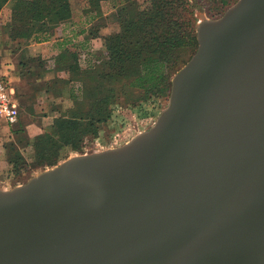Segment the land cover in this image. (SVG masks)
<instances>
[{"label":"water","instance_id":"1","mask_svg":"<svg viewBox=\"0 0 264 264\" xmlns=\"http://www.w3.org/2000/svg\"><path fill=\"white\" fill-rule=\"evenodd\" d=\"M197 40L151 128L0 189V264H264V0Z\"/></svg>","mask_w":264,"mask_h":264},{"label":"trees","instance_id":"2","mask_svg":"<svg viewBox=\"0 0 264 264\" xmlns=\"http://www.w3.org/2000/svg\"><path fill=\"white\" fill-rule=\"evenodd\" d=\"M9 1L0 0V12ZM77 1L93 20L101 15V5L107 0ZM71 2L15 0V26L59 25L71 19ZM191 2L149 0L142 6L137 0H126L120 6V32L106 37L105 53L87 61L84 67L80 55L76 56L71 66V82L76 88L66 83L57 91H46L54 97L50 107L53 120L30 143L35 168L57 164V156L48 157L49 153L56 155L74 146L83 148L87 140L96 139L118 104L136 106L156 97L168 100L172 77L179 65L185 64L186 52L193 54L198 46ZM63 101L70 102V107ZM19 122L20 118L15 126ZM11 155L10 165L19 175L28 167L24 155L17 150Z\"/></svg>","mask_w":264,"mask_h":264},{"label":"crops","instance_id":"3","mask_svg":"<svg viewBox=\"0 0 264 264\" xmlns=\"http://www.w3.org/2000/svg\"><path fill=\"white\" fill-rule=\"evenodd\" d=\"M109 1L102 3L101 15L93 20L73 1L71 19L55 26H15V0H10L1 10L0 76L13 92L20 122L15 126L0 118V160L3 155L14 154L16 150L22 155L32 152L30 143L53 120L50 107L54 105V97L46 91H57L66 83L76 88L71 82V66L76 56L84 59L87 53L91 60L93 55L105 53L106 37L117 33L108 32L111 20L120 17V7L105 12ZM20 32L27 35L21 37ZM12 169L2 160L0 180L2 175H10Z\"/></svg>","mask_w":264,"mask_h":264},{"label":"rangeland","instance_id":"4","mask_svg":"<svg viewBox=\"0 0 264 264\" xmlns=\"http://www.w3.org/2000/svg\"><path fill=\"white\" fill-rule=\"evenodd\" d=\"M73 1L78 4L79 9H82V6L77 0H72L71 3H73ZM125 1L126 0H110L109 1L110 3L107 6H105L106 7L105 12L109 13L111 10L120 7L121 5L124 4ZM137 1L138 4L142 6H145L149 2V0H137ZM237 1L238 0H224L223 2L224 5H223L221 0L220 1L217 0L216 2H208V3H204L203 0H192L191 2V4L193 5L192 11L195 19L197 20L196 38H197V28L201 22L220 18L230 7H232L235 3H237ZM116 22L119 21L117 20V17H114L111 20V24H110L111 28L108 29V32L110 33L115 31H117V33L120 32V24L116 25L117 24ZM113 34L115 33H112L110 35ZM104 46H105V41H104ZM196 51L197 49L193 54L192 53L189 54L188 52H186V57L184 59L185 64L183 65L180 64L179 70H181L191 60V58L194 56ZM87 55L88 54L86 53L85 56L86 58L82 59L83 67L87 64V61L90 59V57L89 56L87 57ZM96 57H98L96 54L93 55V58L91 57V60H94ZM170 93H169V97H170ZM169 97L168 100L164 98L156 97L155 100L153 99L145 103H140L139 105L136 106L118 104L119 106H117L113 111L112 119L109 122H107L105 125H103L102 130L100 131L96 139L87 140L83 148L78 149L76 148V146H74L71 148L69 147L60 150V152L56 155L49 153L48 157L57 156L56 165L51 166L49 164H44L42 167L35 168L34 166L36 163L33 161V152L24 155L25 162L28 167L24 168V172H21L19 175L14 174L13 170H11V173L13 175H11V173L10 175L9 174L2 175L3 178L0 180V189L11 190L15 187L21 186L26 182H28L29 179H31L32 177H35L44 171L52 169L72 157L91 154L95 152H102L108 149H114L125 145L126 143L130 142L134 137H136L138 134L147 131L155 124L161 112L167 107L169 102ZM61 100L62 99H59V102H61ZM63 104L64 106L68 105L69 107L71 105L70 102H65V101H63ZM11 159H12L11 154H5L1 158L0 162L3 160L5 164L10 165Z\"/></svg>","mask_w":264,"mask_h":264},{"label":"built area","instance_id":"5","mask_svg":"<svg viewBox=\"0 0 264 264\" xmlns=\"http://www.w3.org/2000/svg\"><path fill=\"white\" fill-rule=\"evenodd\" d=\"M0 118L15 125L20 118L19 107L13 98V92L0 76Z\"/></svg>","mask_w":264,"mask_h":264}]
</instances>
